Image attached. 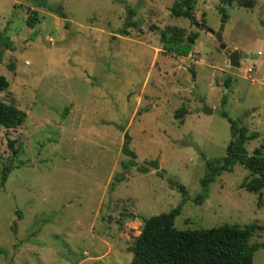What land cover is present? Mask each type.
I'll list each match as a JSON object with an SVG mask.
<instances>
[{"label":"rangeland","instance_id":"374dc122","mask_svg":"<svg viewBox=\"0 0 264 264\" xmlns=\"http://www.w3.org/2000/svg\"><path fill=\"white\" fill-rule=\"evenodd\" d=\"M46 1L61 15L33 0H0V37L10 43L0 44L8 83L0 99L26 112L18 127L0 126V178L9 169L0 264H129L143 219L182 201L169 179L187 192L177 229L264 225V187H240L249 175L240 164L194 201L202 155L225 154L227 117L256 132L249 154L264 141V0H197L195 22L170 14L174 0ZM220 24L224 49L210 31ZM165 25L197 32L190 54L161 49ZM230 50L248 57L231 67ZM124 131L135 157L121 152ZM150 160L157 168L140 171ZM250 242L264 243V229ZM252 264H264V245Z\"/></svg>","mask_w":264,"mask_h":264},{"label":"trees","instance_id":"16d2710c","mask_svg":"<svg viewBox=\"0 0 264 264\" xmlns=\"http://www.w3.org/2000/svg\"><path fill=\"white\" fill-rule=\"evenodd\" d=\"M37 5L47 7L61 15L59 4H50L46 0H33ZM197 0H174L169 7L172 16L184 17L195 22L194 8ZM222 17H226L223 8L218 9ZM31 14L26 17L25 23L33 26L38 19V13L30 9ZM133 23L127 18L121 28L127 34V28ZM197 37V32L187 31L183 27L165 25L159 34V42L164 52L187 56L192 51V46ZM0 44L9 45V40L0 37ZM230 77L225 79V85L230 82ZM7 80L0 75V88L7 86ZM223 112V111H222ZM221 112V113H222ZM178 111L175 112L176 116ZM226 116V113H222ZM26 117V112L0 99V126L4 129L16 128L21 125ZM227 117V116H226ZM230 128V139L225 147V154L221 157H205V173L200 178L201 190L194 201L200 203L207 196L209 184L224 171H231L236 164L242 165L249 171L240 187L250 191H260L264 187V141L254 147L251 154L247 152L245 142L254 138L256 132L248 131L247 126L239 124L238 120L227 117ZM129 135L123 133L121 152L135 157L129 147ZM9 146L13 153L16 148L12 141ZM124 166V165H123ZM157 168V162L150 160L147 166H139L140 171ZM8 168L1 171L0 185L6 179ZM118 177L115 178L117 180ZM169 183L179 190L182 201L167 212H161L143 219L142 227L134 238L130 247L132 254L129 264H252L253 252L263 242H250L251 235L264 229V225L255 222L244 225L220 224L208 228L177 229L173 220L179 214L182 202L187 198L186 188L183 184L169 179ZM5 250L0 249V254Z\"/></svg>","mask_w":264,"mask_h":264},{"label":"water","instance_id":"95a60500","mask_svg":"<svg viewBox=\"0 0 264 264\" xmlns=\"http://www.w3.org/2000/svg\"><path fill=\"white\" fill-rule=\"evenodd\" d=\"M222 30H223V24H220L219 28L216 31H212V30H210V31L214 34L216 41L219 43V47L221 49H224L225 44L222 41ZM226 55H227L229 66H231V67H238L239 66V59L248 57V55H246V54L240 55L239 52L236 50L227 51ZM212 111H213L212 108L204 107L202 112L204 114H209V113H212Z\"/></svg>","mask_w":264,"mask_h":264},{"label":"built area","instance_id":"2783aa9c","mask_svg":"<svg viewBox=\"0 0 264 264\" xmlns=\"http://www.w3.org/2000/svg\"><path fill=\"white\" fill-rule=\"evenodd\" d=\"M250 70H251V68H250V67H247V68H246V72H247V73H249V72H250Z\"/></svg>","mask_w":264,"mask_h":264}]
</instances>
